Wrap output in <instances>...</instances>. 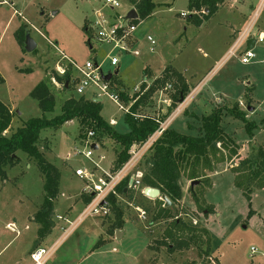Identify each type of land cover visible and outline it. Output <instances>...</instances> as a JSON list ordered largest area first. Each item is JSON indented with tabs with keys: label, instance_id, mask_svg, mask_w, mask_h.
I'll return each instance as SVG.
<instances>
[{
	"label": "rangeland",
	"instance_id": "obj_1",
	"mask_svg": "<svg viewBox=\"0 0 264 264\" xmlns=\"http://www.w3.org/2000/svg\"><path fill=\"white\" fill-rule=\"evenodd\" d=\"M120 2V14L135 9L129 0ZM153 2L156 9L138 27L140 44L136 49L140 55L117 53L122 64L120 73L113 76V85L117 88V81L120 82L118 87L125 83L128 85L126 94L131 96L140 88L146 66L156 73L165 64L173 66L191 83L188 96L192 98L168 130L199 137L203 135L204 117L218 108H232L238 104L246 119L255 125L253 136L248 135L243 121L230 115L223 117L222 127L237 142L241 158L256 155L259 148L264 149V42L255 46L256 63L249 65L241 63L247 44L237 50L235 44L245 32L255 40L264 33V0H247L249 4L240 8L246 11L245 24L243 28L235 27V31L221 25L226 19L232 20L233 11L225 10L197 26L190 19L196 13L190 12L189 0ZM102 7V0H0V74L5 80L0 85V101L15 114L7 136L30 119L59 116L66 100L80 98L73 82L66 89L54 79L58 74L57 67L66 63L61 60L59 51L78 64L106 59L110 47L99 43L92 30H84L85 24L95 17V11ZM24 26L25 38L28 32L36 45L32 53L19 42ZM148 36L154 37L155 46L148 42ZM149 67L145 72L147 76L153 72ZM104 68L115 72L108 61ZM158 78L154 74L145 80L146 84L150 86ZM40 82H45L56 96L53 112L43 114L38 102L30 95ZM173 93L171 90L156 91L143 101L137 113L142 117H159L165 122L179 106L172 101ZM99 99L103 105V118L108 123L114 120L118 124L113 127L116 132L126 133L125 112L107 97ZM167 100H171L169 105L165 103ZM250 106L252 111L248 110ZM89 130L95 132L96 141L109 143V150L99 148L94 159L104 157L102 166L110 169L115 159L112 144L118 143L108 135L80 126L77 120L60 129L41 132L40 149L62 174L60 194L53 209V228L43 239L38 233L40 226L34 220L45 199V180L41 171L36 162L22 152L18 154L20 162L17 165L6 167L5 179L0 178V264H30V253L35 245L48 248L61 236L59 227L65 222L58 220V216L75 221L77 214H81V205L71 210L75 200L72 197L82 193L84 188L75 171L87 167L90 161L75 154L77 149L80 150L78 143ZM119 149L117 158L121 146ZM223 153L224 161L215 163L214 170L205 173L212 186H195L202 200L199 207L190 192L191 182L187 178L181 179L185 192L176 207V215L186 223L209 229L211 236H204L206 244L202 249L192 246L169 254L167 247L160 246L158 241L164 239L166 230L171 228V220L151 224L156 204L149 202L146 203L151 210L148 219L139 220L135 207L145 210V203L138 194H132L131 200L128 197L120 200L125 233L121 238L117 233H108L115 220L114 213L106 220L88 217L59 245L48 264L54 259L61 264H264V188L250 185L253 193L249 203L244 191L235 185L233 168L240 162L227 150ZM74 212L76 216L72 215ZM215 242H218V248L212 255L213 260L204 259L205 248L213 252ZM151 248L156 250L153 252Z\"/></svg>",
	"mask_w": 264,
	"mask_h": 264
},
{
	"label": "trees",
	"instance_id": "obj_2",
	"mask_svg": "<svg viewBox=\"0 0 264 264\" xmlns=\"http://www.w3.org/2000/svg\"><path fill=\"white\" fill-rule=\"evenodd\" d=\"M129 2L138 13V19L132 20L137 25L149 19L157 6L153 0H129ZM220 3L221 0H189L190 12L196 13L190 19L195 25L201 26L204 20L211 18L217 12ZM206 10L208 12L204 13ZM198 13H202L203 16L198 17ZM84 30L86 32L92 30L89 23L85 24ZM21 33L23 35L19 37V42L24 47L26 42V26H24V29L22 28ZM88 44L91 47L90 39L88 40ZM54 79L56 82L64 84L66 89L71 86L70 73H67L65 76L56 74ZM4 82L5 80L0 74V85L4 84ZM67 82H69L68 87H66ZM119 84L120 82L117 81V90L122 100L129 103L130 97L126 94L125 86L121 84V87H118ZM167 84L172 85L171 91L174 93L171 98L175 104L179 103L190 92L189 85L182 74L168 67L162 76L156 79L152 85L148 86L145 80L142 82L140 92L145 91V93L131 107V112L137 114L143 101L150 98L156 91H165ZM30 95L38 102L43 114L54 111L56 96L45 82H40ZM136 96L138 94L134 98ZM102 110V103L95 101V99L85 97L78 99L69 98L63 103L59 116L53 119L45 117L30 119L12 135L7 136L6 132L11 128L15 114L0 101V178L5 179L6 167H13L20 162V158L18 157L20 152L26 154L27 157L36 162L45 180L44 203L34 216L35 222L40 226L38 232L40 239H43L52 231L53 209L55 201L60 194L61 181L59 169L48 162L45 153L40 149L39 141L42 131L60 129L65 124L77 120L80 126L92 128L106 134L121 146L122 150L115 162L116 165H121L129 159L128 152L130 147L134 143L144 141L159 126L153 117H135L127 114L125 115V123L129 127V132L121 134L116 132L113 126L103 118ZM225 115H230L235 119L243 121L246 124L248 135L250 137L253 136L252 131L255 125L246 119L245 112L240 110L238 104L232 108L222 107L203 118V135L199 137L167 130L143 163L145 170L143 187L158 189L161 192V196H166L173 204L166 207L164 201L156 199L154 203L156 204L155 215L151 219V224L155 223V221L171 220V228L166 230L165 236H163L164 239L158 241L160 246L167 247L168 253L171 255H174L177 251L188 250L192 246L202 249V245L206 244L203 239L206 236H211L208 229L197 227L192 222L186 223L182 219L177 218L176 207L183 198L181 179L187 178L190 182L199 181V185H205L210 188L212 183L205 173L206 171L212 172L215 163L218 164L224 161L223 152L227 150L231 153V156L237 158L240 162L233 168V172L236 174L235 185L244 191L249 203L251 201V194L253 193V185L258 188H264V149L261 147L257 150L256 155L249 158H241L237 142L222 127ZM127 187L128 182L126 181L119 187L118 191L121 198L128 197L131 200L133 197L132 190ZM190 192L196 205L199 207L202 200H200L195 187L190 188ZM142 197L143 203H145L146 197L143 194ZM84 200L88 202L89 198L84 196ZM111 203L115 220L108 229L109 235H113L116 230H122L123 227L122 203L116 198H112ZM146 203L145 211L149 215L151 210ZM37 247V245L34 246V248ZM217 248L218 242H215L214 251L209 252L205 248L204 255L208 257L212 256ZM151 250H156V248H151Z\"/></svg>",
	"mask_w": 264,
	"mask_h": 264
},
{
	"label": "built area",
	"instance_id": "obj_3",
	"mask_svg": "<svg viewBox=\"0 0 264 264\" xmlns=\"http://www.w3.org/2000/svg\"><path fill=\"white\" fill-rule=\"evenodd\" d=\"M102 2L103 7L95 11V17L92 18L89 23L94 32L95 39L102 45L110 47L106 59L102 62L87 60L84 64H78L59 51L62 56L61 60L66 61V63L63 66L57 67L58 75L65 76L67 73H70V82H73L75 85V91L79 97L89 96V98L92 99L107 97L114 102L120 110L124 111L126 115L131 114L135 117H142L138 113L133 114L131 112V107L141 98L145 91L140 92V88H137L136 94H138V96L134 98L136 94L131 95L130 105L126 106L119 91L112 83V78L114 75H117L121 61L117 53L120 55L128 53L134 56L140 55L139 51L133 46V43L136 41L135 35L138 32L139 25L134 24L132 20L127 18L129 12L126 14L118 13V10L121 9L120 0H102ZM250 39L252 38H250L248 32L242 34L235 44V50L244 43H247ZM147 40L151 46L157 44L152 36H148ZM260 41H264V36L262 34L259 36L256 44ZM152 50L154 51V49ZM255 59L256 54L254 49L247 48L241 55V63L244 65L252 64ZM106 61L109 62L110 67L115 72L105 70L104 65ZM109 75H112L111 80L107 79ZM169 90H172L171 84H167L165 88V91ZM191 98L187 95L182 99L178 103L179 106L175 113L165 122L159 117H153L159 124L158 129L144 141L134 143L130 147L128 153L129 159L125 163L116 165L114 162L110 169H105L102 166L104 157L101 156L100 159H94L95 152L98 150L95 132L89 130L85 134L80 140V143H78L80 150L77 149L78 153H76L75 156L84 157V159L90 161V164L85 168H78L75 171V175L83 181L84 188L82 195L88 197L89 201L75 221H70L67 217L58 216V220L65 222L64 226L59 227L61 236L51 247L35 248L30 253L31 264H48L59 245L70 237L73 231L78 228L86 218H110L113 213L111 199L116 198L121 200L118 189L124 182H128V189L139 191L145 196L146 188L143 187L145 170L143 163L152 153L156 143L163 137L172 122L182 113L183 108L190 102ZM111 125L116 126L117 124L112 120ZM94 146H96V149H94ZM135 211L138 213L139 220L146 221L148 219L147 212L143 208L137 206L135 207ZM252 250L253 252L255 251V249Z\"/></svg>",
	"mask_w": 264,
	"mask_h": 264
},
{
	"label": "crops",
	"instance_id": "obj_4",
	"mask_svg": "<svg viewBox=\"0 0 264 264\" xmlns=\"http://www.w3.org/2000/svg\"><path fill=\"white\" fill-rule=\"evenodd\" d=\"M249 4V2H247V0H221V3L218 5V10H217V12L211 17V20L212 19H214V18H216V17H218L223 11H225V10H227V11H233V14H232V20H225V21H223V23L221 22V25H225L226 27H228L229 29L230 28H232L231 30H233V31H235V27H238V28H243V26H244V24H245V21H244V18H245V12H243V11H241L240 10V8L241 7H246L247 5ZM131 10H128V12H130ZM207 13V12H206ZM238 18H240V20L238 19ZM238 22V24H236ZM245 28V27H244ZM263 36H264V33H261ZM260 34V35H261ZM259 35V36H260ZM250 38H252V39H254L253 37H250ZM135 39H136V41L133 43V46H135V48H137V46H139V44H140V33H139V31L136 33V36H135ZM257 41V40H256ZM264 42V41H263ZM258 43V42H257ZM245 44H247V43H245ZM234 45V44H233ZM257 45V44H256ZM255 45V46H256ZM92 48V47H91ZM255 48V47H254ZM253 48V49H254ZM264 61V60H263ZM253 63H256V59L254 60V62ZM252 63V64H253ZM121 64H122V61H120V65H119V68H118V71H117V74H119L120 73V70H121ZM147 65H149V64H147ZM148 67L149 66H146V68H144L143 69V72H142V76H143V81L144 80H146V81H148L149 80V77L150 76H154V74H157L159 77H161V75L164 73V71L169 67V66H167L166 64H165V66L162 68V70H160L158 73H156L155 71H153V69L151 68V67H149L150 69H151V71H153V72H150L151 74L149 75V76H147L146 74H145V72H146V70L148 69ZM171 68H173V69H175L176 71H178L176 68H174L173 66H170ZM165 68V69H164ZM179 72V71H178ZM147 78H148V80H147ZM186 79V78H185ZM187 81V84L189 85V88H191V83L188 81V80H186ZM122 84H124V86H125V83H122ZM125 87H127L128 88V85H126ZM89 97V96H88ZM130 97V96H129ZM168 99V98H167ZM170 99V98H169ZM101 102V101H100ZM171 102V100H167V101H165V103L167 104V105H169V103ZM249 108H252L253 109V107L252 106H250ZM254 109H255V112H256V107L254 106ZM14 119V118H13ZM124 123H125V120H124ZM110 125H111V123H109ZM125 125H126V129H127V132L126 133H123V134H127L128 132H129V127L127 126V124L125 123ZM112 126V125H111ZM116 126H118V124L116 125ZM113 127H115V126H113ZM11 129V128H10ZM10 131V130H9ZM9 131H7L6 132V135H7V133L9 132ZM14 133V132H13ZM178 133V132H177ZM98 142V141H97ZM116 143V142H115ZM112 146H113V149H114V152H115V159H114V162H116V160H117V151H119L120 149H119V146H118V144L115 146V145H113L112 144ZM118 146V147H117ZM109 143L106 141H102L101 140V142H98V150H99V148H101L102 150H105V149H108L109 150ZM113 162V163H114ZM78 169V168H77ZM76 169V170H77ZM62 175V174H61ZM62 177V176H61ZM60 186H61V182H60ZM190 186H191V183H190ZM82 192H83V190H82ZM184 192H185V188L183 187V195H184ZM132 194H138L139 195V197H140V199L142 200V202H143V197H142V194L139 192V191H132ZM146 198H145V201L146 202H149V203H152V204H154L155 203V200L156 199H150L149 197H147V196H145ZM161 194H160V196L157 198V199H160V200H162L161 199ZM73 199H75L74 201H72V204H73V206H72V208H71V210H75L76 209V207L77 206H80L81 205V207H82V211L84 210V208H85V206H86V204H87V202L84 200V196L82 195V193L80 192V194H76V195H74V197H72ZM148 198V199H147ZM77 199H79V200H77ZM163 201V200H162ZM145 202V203H146ZM122 203V202H121ZM127 203V202H126ZM76 212H74L72 215H75L76 216ZM78 215L79 214H77V217H78ZM97 221H99V220H106V219H101V218H95ZM110 226H111V224H110ZM109 226V227H110ZM58 227V226H57ZM208 229V228H207ZM14 230V229H13ZM124 229H122V230H116V232L117 231H121V232H123L122 234L124 235L125 233H124V231H123ZM209 230V229H208ZM115 232V233H116ZM122 235V236H123ZM53 244H55V243H53ZM52 244V245H53ZM52 245H50L49 247H51ZM33 250H34V248H33ZM153 251V250H152ZM154 252V251H153ZM208 256H206V255H203V258L205 259V258H207ZM209 259H211V260H213V258H212V256H210V257H208ZM17 264H21V263H17ZM30 264H31V260H30ZM50 264H61L60 262H59V260L58 259H54Z\"/></svg>",
	"mask_w": 264,
	"mask_h": 264
},
{
	"label": "water",
	"instance_id": "obj_5",
	"mask_svg": "<svg viewBox=\"0 0 264 264\" xmlns=\"http://www.w3.org/2000/svg\"><path fill=\"white\" fill-rule=\"evenodd\" d=\"M206 12H208V10H206ZM205 12V13H206ZM127 18L129 20H137L138 19V13L135 9H132L128 15ZM256 45V40L255 39H250L247 42V48L248 49H253ZM25 50L28 53H32L36 50V45L35 43L30 39L29 34H27V39H26V43H25ZM112 75H109L107 77L108 80H111ZM69 82H67L66 87H68ZM95 101L100 102V99H95ZM249 111H252V108L248 109ZM94 149H96V146H94ZM196 185H199V181H193L191 182V187L194 188ZM161 192L158 189L155 188H146L145 189V196L149 197L150 199H157L160 196ZM161 199L165 202V206L169 207L172 206L173 204L170 202V200L166 197V196H162ZM118 237L121 238L122 237V233L121 231H117L116 232Z\"/></svg>",
	"mask_w": 264,
	"mask_h": 264
}]
</instances>
